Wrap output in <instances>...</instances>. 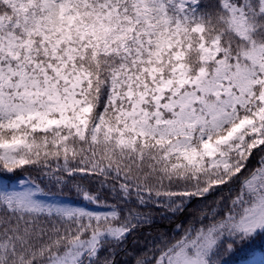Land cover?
<instances>
[{
	"label": "snow or ice",
	"instance_id": "6c2138e0",
	"mask_svg": "<svg viewBox=\"0 0 264 264\" xmlns=\"http://www.w3.org/2000/svg\"><path fill=\"white\" fill-rule=\"evenodd\" d=\"M0 264H264V0H0Z\"/></svg>",
	"mask_w": 264,
	"mask_h": 264
},
{
	"label": "trees",
	"instance_id": "16d2710c",
	"mask_svg": "<svg viewBox=\"0 0 264 264\" xmlns=\"http://www.w3.org/2000/svg\"><path fill=\"white\" fill-rule=\"evenodd\" d=\"M130 247H131V245H130Z\"/></svg>",
	"mask_w": 264,
	"mask_h": 264
}]
</instances>
